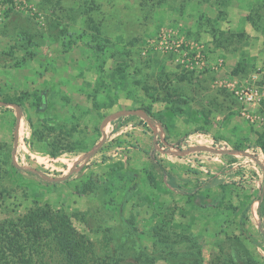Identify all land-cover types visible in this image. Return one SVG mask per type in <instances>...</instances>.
<instances>
[{
    "label": "rangeland",
    "instance_id": "obj_1",
    "mask_svg": "<svg viewBox=\"0 0 264 264\" xmlns=\"http://www.w3.org/2000/svg\"><path fill=\"white\" fill-rule=\"evenodd\" d=\"M11 1L0 0V220L64 212L91 264L120 245L264 264V128L230 90L264 67V0ZM205 136L241 150L217 154Z\"/></svg>",
    "mask_w": 264,
    "mask_h": 264
},
{
    "label": "trees",
    "instance_id": "obj_2",
    "mask_svg": "<svg viewBox=\"0 0 264 264\" xmlns=\"http://www.w3.org/2000/svg\"><path fill=\"white\" fill-rule=\"evenodd\" d=\"M189 1L180 0L179 3L183 5ZM95 2L96 0H83L86 5ZM9 102L14 103L11 100ZM257 144L264 153V131L259 134ZM234 149L240 151L241 146L235 145ZM214 182L219 184L220 180L216 179ZM170 183L175 189L178 188L171 178ZM258 199V217L261 220L259 231L264 238V213L261 208L263 200L260 197ZM48 243H53L52 250L62 258L61 264H91L88 258L90 248L85 245L83 237L78 234L70 217L64 212L53 214L45 208H35L16 220L11 217L0 220V264H51L49 258L47 259L50 255L46 248ZM153 251L149 253L147 250H139L129 257L127 248L120 245L109 251L110 256L107 257L110 259L107 258L103 263L156 264L155 259L162 253L167 254V264H199L201 260V251L195 245L183 250L170 248L168 251Z\"/></svg>",
    "mask_w": 264,
    "mask_h": 264
},
{
    "label": "built area",
    "instance_id": "obj_3",
    "mask_svg": "<svg viewBox=\"0 0 264 264\" xmlns=\"http://www.w3.org/2000/svg\"><path fill=\"white\" fill-rule=\"evenodd\" d=\"M230 90L236 101L242 106V113L250 123L253 126L264 128V67H258L246 76L235 78L230 83ZM209 140L210 150L217 154L224 151L239 153L230 149L223 141Z\"/></svg>",
    "mask_w": 264,
    "mask_h": 264
}]
</instances>
